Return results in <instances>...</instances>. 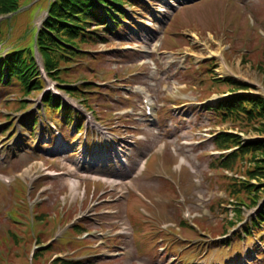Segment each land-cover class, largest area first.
I'll return each instance as SVG.
<instances>
[{"label": "rangeland", "instance_id": "1", "mask_svg": "<svg viewBox=\"0 0 264 264\" xmlns=\"http://www.w3.org/2000/svg\"><path fill=\"white\" fill-rule=\"evenodd\" d=\"M17 1L14 14L0 11V58L32 47L42 88L0 83V175L10 181L0 178V264H226L239 255V264H264V224L238 241L264 208V151L225 168L232 150L217 143L219 130L229 149L264 140V119L209 110L228 95L264 98V0H137L118 34L91 25L95 43L59 63L65 84L44 71L35 44L56 0ZM223 60L233 74L220 71ZM48 94L76 105L85 130L45 111ZM118 146L126 164H112V153L96 170L84 165L85 151ZM256 168L263 174L252 177Z\"/></svg>", "mask_w": 264, "mask_h": 264}, {"label": "trees", "instance_id": "2", "mask_svg": "<svg viewBox=\"0 0 264 264\" xmlns=\"http://www.w3.org/2000/svg\"><path fill=\"white\" fill-rule=\"evenodd\" d=\"M0 11L3 14L15 13L19 9L17 0H0ZM11 1V2H10ZM13 1V2H12ZM137 0H56L49 4V19L45 26L39 32L37 41L35 42L39 54L42 56L45 70L49 76H54V79H59L61 61L75 59L79 55L81 43L88 41L94 42L98 31H90L91 25L95 23L96 27L102 28L104 36L107 34H118L119 30L125 27V22L128 20V14L123 9L124 6L135 4ZM13 3V4H12ZM136 5V4H135ZM97 30V29H96ZM95 36V37H94ZM101 37V36H100ZM98 37V38H100ZM103 38V39H101ZM101 41H105V37H101ZM70 47V48H69ZM39 71L36 65V57L33 48L14 50L4 58H0V83L6 85L16 84L21 87L26 94L40 90L41 80ZM229 83L234 84L232 79H226ZM58 81V80H57ZM217 81V80H216ZM219 81V79H218ZM65 84L64 80L58 81ZM239 87H245L242 84H234ZM88 88V87H87ZM67 94L76 95V89H67ZM252 102L254 105L247 107L246 105ZM22 107L26 101H22ZM45 110H49L53 114L59 113L64 117V120L71 123L73 116L81 120L83 116L74 111L67 105H61L59 98H54L51 95H46L43 103ZM217 114L223 115L224 119L235 117L236 119L263 118L264 119V98L262 96L251 97L246 94L233 96L223 100L216 108H212ZM52 115V114H50ZM30 121L26 124L30 134L35 131L38 123V116H31ZM80 128V125L77 126ZM229 134H219L217 143L222 149H229L230 142ZM223 137V141H222ZM234 137V136H231ZM238 138V137H234ZM239 139V138H238ZM237 150L229 155L223 156L220 160V165L225 168L231 167L232 163L238 158L243 157L248 153H257L258 150L264 151V140L248 142L237 140ZM233 147V146H232ZM258 154V153H257ZM247 174V173H246ZM262 170L255 169L252 177L262 175ZM251 187L249 182H243L242 187L249 191ZM241 191L239 189L237 192ZM256 202V201H254ZM253 222V227L257 224H262L264 221V208L260 215ZM77 232L82 231L80 227H74ZM76 231H71L72 234H77ZM249 232V229H247ZM79 235V234H77ZM41 242V241H40ZM56 264H81L74 262L68 258L57 259Z\"/></svg>", "mask_w": 264, "mask_h": 264}, {"label": "bare ground", "instance_id": "3", "mask_svg": "<svg viewBox=\"0 0 264 264\" xmlns=\"http://www.w3.org/2000/svg\"><path fill=\"white\" fill-rule=\"evenodd\" d=\"M221 50H222V48H221V46L219 45V48H218V50H217V52H214V53H216V54H220L221 53ZM222 65H221V69H220V71L222 72V73H232L233 74V72L231 71V69L230 68H228L227 67V65H226V63H225V61L223 60L222 61ZM151 101L152 100H149L148 98H146V104H147V106H149L150 107V103H151ZM145 103V102H144ZM90 123V122H89ZM182 162H185L184 160L182 161ZM71 186H72V188H75L76 186H77V182L75 183V182H72L71 183ZM145 217V216H144ZM147 218V217H146ZM146 221V220H145ZM149 221V220H148Z\"/></svg>", "mask_w": 264, "mask_h": 264}]
</instances>
